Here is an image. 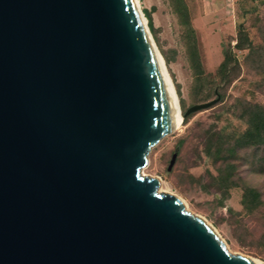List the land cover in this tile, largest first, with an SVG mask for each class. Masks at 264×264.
<instances>
[{
    "label": "water",
    "instance_id": "water-1",
    "mask_svg": "<svg viewBox=\"0 0 264 264\" xmlns=\"http://www.w3.org/2000/svg\"><path fill=\"white\" fill-rule=\"evenodd\" d=\"M173 129L133 0H0V264H258L141 173Z\"/></svg>",
    "mask_w": 264,
    "mask_h": 264
},
{
    "label": "rangeland",
    "instance_id": "rangeland-1",
    "mask_svg": "<svg viewBox=\"0 0 264 264\" xmlns=\"http://www.w3.org/2000/svg\"><path fill=\"white\" fill-rule=\"evenodd\" d=\"M193 34L173 11L171 0H138L151 15L156 48L177 96L182 115L189 106L219 97L212 106L194 111L148 152L144 174L157 176L162 189L179 196L188 210L203 217L230 251L264 263V148H239L235 185L223 187L218 142L232 143L247 127L246 102L264 106V0H184ZM147 25V20H146ZM148 27V25H147ZM243 30L252 50L238 49ZM223 49L237 66L228 76L216 74ZM172 155L174 160L171 163ZM260 192V203L243 201V187Z\"/></svg>",
    "mask_w": 264,
    "mask_h": 264
},
{
    "label": "trees",
    "instance_id": "trees-1",
    "mask_svg": "<svg viewBox=\"0 0 264 264\" xmlns=\"http://www.w3.org/2000/svg\"><path fill=\"white\" fill-rule=\"evenodd\" d=\"M173 11L178 15L180 21L189 29L190 34H193V29L190 25L187 5L184 0H171ZM144 15L147 20L148 28L153 32V25L150 12L144 9ZM236 48L244 49L248 48L252 50L250 41L243 30L238 31V38L235 43ZM223 58L216 68V74L221 76H228L229 73L235 71L232 62L237 66L233 55L228 49H223ZM243 115L247 123V127L242 134L237 137L232 143L218 142L214 147V159L218 161L221 159V163L224 164L225 174L220 176V185L223 187H229L235 185L233 181V172L235 163L230 159L236 153L239 148L254 147L258 148L262 146L264 148V106L258 103L246 102L243 107ZM260 192L251 187H243V201L250 206H257L260 203Z\"/></svg>",
    "mask_w": 264,
    "mask_h": 264
},
{
    "label": "bare ground",
    "instance_id": "bare-ground-1",
    "mask_svg": "<svg viewBox=\"0 0 264 264\" xmlns=\"http://www.w3.org/2000/svg\"><path fill=\"white\" fill-rule=\"evenodd\" d=\"M133 3H134V6L136 8V11H137V13L139 15V18H140L142 27L144 29V32L146 34V37H147V39H148V41L150 43L152 52L154 54V58H155V62H156L157 68H158L160 79H161V82H162V85H163V88H164V91H165V94H166V99H167V102H168V105H169L170 120H171V123L173 125V128H176L181 123V119H182V115L179 112V105H178V100H177L176 93L174 91V88H173V85H172L171 80L169 78V75H168V73L166 71V67L164 65V61H163L162 55L159 53L158 49L156 48L155 43H154V41L152 39V36H151V34H150L149 30H148V27L146 25V18L141 13V10H140L139 4H138V0H133ZM141 173L144 174V169H142V168H141ZM156 190H157V192L168 193V194L174 195L183 204L184 209L189 211V212H191L186 207L184 201L179 196L174 194L173 192L162 189L160 185L157 186ZM192 214H194V213H192ZM194 215L200 217L206 224L210 225L203 217H201V216H199L197 214H194ZM225 246L228 249V251H230V249H229V247L227 246L226 243H225ZM231 253H233V252H231ZM247 257L250 260H252V261H254V262L258 263V264H264L263 262H261L260 260H258L256 258H253V257H250V256H247Z\"/></svg>",
    "mask_w": 264,
    "mask_h": 264
}]
</instances>
